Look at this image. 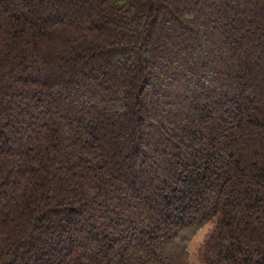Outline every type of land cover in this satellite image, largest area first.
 <instances>
[{
  "label": "trees",
  "instance_id": "1",
  "mask_svg": "<svg viewBox=\"0 0 264 264\" xmlns=\"http://www.w3.org/2000/svg\"><path fill=\"white\" fill-rule=\"evenodd\" d=\"M264 264V0H0V264Z\"/></svg>",
  "mask_w": 264,
  "mask_h": 264
},
{
  "label": "rangeland",
  "instance_id": "2",
  "mask_svg": "<svg viewBox=\"0 0 264 264\" xmlns=\"http://www.w3.org/2000/svg\"><path fill=\"white\" fill-rule=\"evenodd\" d=\"M210 228L207 226L198 230V232L190 233L189 237L187 235H182L178 244L183 248L186 257L185 264H202V260L198 255L201 244L205 240Z\"/></svg>",
  "mask_w": 264,
  "mask_h": 264
}]
</instances>
